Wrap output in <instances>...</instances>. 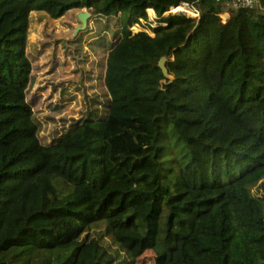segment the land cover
Instances as JSON below:
<instances>
[{
	"label": "trees",
	"instance_id": "obj_1",
	"mask_svg": "<svg viewBox=\"0 0 264 264\" xmlns=\"http://www.w3.org/2000/svg\"><path fill=\"white\" fill-rule=\"evenodd\" d=\"M181 6L198 17L168 14ZM74 9L117 17L105 103L83 92L82 117L62 118L46 143L26 100L29 17ZM141 20L152 35L130 31ZM146 253L154 264H264V0H0V264Z\"/></svg>",
	"mask_w": 264,
	"mask_h": 264
},
{
	"label": "rangeland",
	"instance_id": "obj_2",
	"mask_svg": "<svg viewBox=\"0 0 264 264\" xmlns=\"http://www.w3.org/2000/svg\"><path fill=\"white\" fill-rule=\"evenodd\" d=\"M253 2L255 3V0ZM184 7L195 13L188 17H198V13ZM81 12L89 13L86 9H74L58 20H52L44 13H32L29 17L27 56L31 64V79L26 100L37 114L42 125L40 139L46 143L55 137L53 126L55 125L58 131L61 128L62 118H66L69 124L70 118L82 117L86 111L82 100L83 92L89 99L96 95L101 105L105 103L102 76L109 50L108 44L112 41L111 32L117 29V17H112L108 22L105 19L93 18L89 13L91 17L86 28L82 30L78 21ZM146 14L148 22L155 27V14L149 15L147 11ZM221 18L222 23H226L229 14L224 13ZM140 24L142 25L134 24L132 33L145 30L152 35L145 22L141 20ZM102 38L104 41L99 44ZM46 119L52 120L49 126L45 123ZM102 231L104 232L99 228L94 234ZM101 242L117 254L119 261L122 260L123 252L108 237L102 235ZM135 264H154V255L146 253Z\"/></svg>",
	"mask_w": 264,
	"mask_h": 264
},
{
	"label": "water",
	"instance_id": "obj_3",
	"mask_svg": "<svg viewBox=\"0 0 264 264\" xmlns=\"http://www.w3.org/2000/svg\"><path fill=\"white\" fill-rule=\"evenodd\" d=\"M90 17H91V15L89 13H85V12H81L78 15V21L81 23V29L82 30L86 28L87 23H88V19ZM165 63H166V58L163 57V58L160 59L158 66L162 70L164 76L166 78H170V76H168L167 70L165 68Z\"/></svg>",
	"mask_w": 264,
	"mask_h": 264
},
{
	"label": "built area",
	"instance_id": "obj_4",
	"mask_svg": "<svg viewBox=\"0 0 264 264\" xmlns=\"http://www.w3.org/2000/svg\"><path fill=\"white\" fill-rule=\"evenodd\" d=\"M231 3H232V6L234 7L241 6L245 8H251L253 5V0H231ZM131 28L133 29L134 25L130 27V31H131Z\"/></svg>",
	"mask_w": 264,
	"mask_h": 264
},
{
	"label": "bare ground",
	"instance_id": "obj_5",
	"mask_svg": "<svg viewBox=\"0 0 264 264\" xmlns=\"http://www.w3.org/2000/svg\"><path fill=\"white\" fill-rule=\"evenodd\" d=\"M169 12L173 15L184 14L186 16H192L195 14V13L191 12L190 10H188L187 8H185L184 6H181L178 8H173Z\"/></svg>",
	"mask_w": 264,
	"mask_h": 264
}]
</instances>
